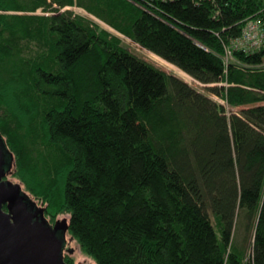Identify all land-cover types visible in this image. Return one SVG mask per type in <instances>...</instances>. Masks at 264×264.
Returning a JSON list of instances; mask_svg holds the SVG:
<instances>
[{"label": "trees", "instance_id": "16d2710c", "mask_svg": "<svg viewBox=\"0 0 264 264\" xmlns=\"http://www.w3.org/2000/svg\"><path fill=\"white\" fill-rule=\"evenodd\" d=\"M50 1L203 92L47 0H0L2 181L13 166L5 183L95 264H264V48H235L264 0Z\"/></svg>", "mask_w": 264, "mask_h": 264}, {"label": "water", "instance_id": "95a60500", "mask_svg": "<svg viewBox=\"0 0 264 264\" xmlns=\"http://www.w3.org/2000/svg\"><path fill=\"white\" fill-rule=\"evenodd\" d=\"M5 163L0 146V264H61L59 255L64 234L56 233L66 228V218L55 222L52 228L46 226L41 210H30L19 188L2 181ZM3 205H7L6 210ZM69 241L66 239L64 244ZM77 264L90 263L79 261Z\"/></svg>", "mask_w": 264, "mask_h": 264}, {"label": "rangeland", "instance_id": "374dc122", "mask_svg": "<svg viewBox=\"0 0 264 264\" xmlns=\"http://www.w3.org/2000/svg\"><path fill=\"white\" fill-rule=\"evenodd\" d=\"M47 2L52 5V8H56L58 10V12H64V13L68 14L72 18L78 19L79 21H81V22L85 23L86 25L90 26L91 28H93L97 33H100V34L106 36L107 38L111 39L115 43L125 47L126 49L131 51L133 54H135L138 57L144 59L145 61L149 62L150 64L154 65L155 67H158L159 69L163 70L164 72H166L168 74L176 76L177 78L181 79L185 83L195 87L198 91L200 90L201 86L197 85L193 81H191V79H189L190 76H185V75L181 74L180 72H178L177 70L172 68L170 65H168V64L162 62L161 60H159L158 58L152 56L151 54H153V53L149 52L145 48H143L140 45L136 44L135 42L130 40L128 37H126V36L116 32V31H114L107 24H105L104 22L98 20L94 16L90 15L89 13L84 11L82 8H79V7H76V6L60 7V6L56 5V4H53L50 0H47ZM35 13L38 14V15H47L49 12H42L40 9H38ZM148 52L151 53V54H149ZM163 66L168 68L169 70L164 68ZM172 69L177 74L174 71H172ZM200 91L203 92V90H200ZM207 95L212 100H215V101L218 100L216 97H214L212 95H209V94H207ZM236 111H237V108H231L229 106L226 108V113L227 114L228 113H234ZM11 170H13V166H12ZM11 170H10V173L5 172L3 181L9 180L10 183H15V182L19 183V181L12 174ZM64 238H65V240L66 239L70 240L67 244H65V248L66 249H68V248L74 249L70 253L72 258L74 259V264H77V262H79V261L80 262L85 261V262H88L90 264H95L92 261V259L88 258L87 256L83 255L80 252L78 245L76 244L75 241L70 239V236H69L68 233L65 232ZM249 248L247 249V255L250 253V249ZM65 252H68V251H65Z\"/></svg>", "mask_w": 264, "mask_h": 264}, {"label": "built area", "instance_id": "2783aa9c", "mask_svg": "<svg viewBox=\"0 0 264 264\" xmlns=\"http://www.w3.org/2000/svg\"><path fill=\"white\" fill-rule=\"evenodd\" d=\"M235 48L243 50L245 52H257L264 48V20L260 18L248 19L242 29V34L235 42ZM230 58V52H226ZM195 84L201 85L198 81L189 77ZM218 103L224 104L221 100H216ZM228 106H226L227 108Z\"/></svg>", "mask_w": 264, "mask_h": 264}, {"label": "flooded vegetation", "instance_id": "af4514ba", "mask_svg": "<svg viewBox=\"0 0 264 264\" xmlns=\"http://www.w3.org/2000/svg\"><path fill=\"white\" fill-rule=\"evenodd\" d=\"M35 210H39V209L36 208ZM48 221H49V220H48ZM57 221H58V220H56V222H57ZM50 226H51V228H52V227L54 226V224L51 225V223H50V224H49V227H50ZM60 232H62V231L58 230L56 234L58 235V234H60Z\"/></svg>", "mask_w": 264, "mask_h": 264}, {"label": "bare ground", "instance_id": "6f19581e", "mask_svg": "<svg viewBox=\"0 0 264 264\" xmlns=\"http://www.w3.org/2000/svg\"><path fill=\"white\" fill-rule=\"evenodd\" d=\"M154 55V54H153ZM226 59H229V55L226 54L225 56ZM164 67V66H163ZM166 68V67H165ZM168 69V68H167Z\"/></svg>", "mask_w": 264, "mask_h": 264}, {"label": "crops", "instance_id": "0c3cea01", "mask_svg": "<svg viewBox=\"0 0 264 264\" xmlns=\"http://www.w3.org/2000/svg\"><path fill=\"white\" fill-rule=\"evenodd\" d=\"M84 10V9H83ZM85 11V10H84ZM87 12V11H86ZM88 13V12H87ZM91 15V14H90ZM93 16V15H92ZM96 18V17H95ZM99 20V19H98Z\"/></svg>", "mask_w": 264, "mask_h": 264}]
</instances>
